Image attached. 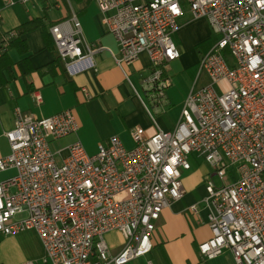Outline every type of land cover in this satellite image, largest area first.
<instances>
[{
	"label": "built area",
	"instance_id": "built-area-1",
	"mask_svg": "<svg viewBox=\"0 0 264 264\" xmlns=\"http://www.w3.org/2000/svg\"><path fill=\"white\" fill-rule=\"evenodd\" d=\"M94 3L119 53L88 43L72 14L49 27L67 71L108 51L128 80L125 68L145 54L147 103L163 109L170 85L165 69L180 57L172 35L187 11L219 37L200 59L208 82L188 94L171 131L146 137L134 127L132 148L111 137L93 155L78 141L54 148L78 131L70 111L37 119L15 109L14 127L4 134L10 153L0 158V174L13 171L0 181V235L35 232L45 264H128L150 254L156 223L184 197L182 173L196 155L220 182L206 180L202 202L211 237L198 246L200 256L211 260L229 251L235 264H264V0ZM15 36L9 32L3 39ZM221 83L228 86L225 92L218 89ZM141 103L155 125L148 104ZM111 232L123 239L116 255L105 241Z\"/></svg>",
	"mask_w": 264,
	"mask_h": 264
},
{
	"label": "crops",
	"instance_id": "crops-1",
	"mask_svg": "<svg viewBox=\"0 0 264 264\" xmlns=\"http://www.w3.org/2000/svg\"><path fill=\"white\" fill-rule=\"evenodd\" d=\"M70 14L78 18L88 43L118 55L117 41L102 26L94 0H0V41L9 32L17 35L20 26L36 19L43 20L49 33L51 24ZM178 25L172 40L180 57L165 69L170 85L165 92L167 102L163 109L147 103L144 80L150 73V64L145 54L125 68L128 80L108 51L96 54L91 65H79L67 71L58 61L54 46L52 51L45 48L40 29L21 35L28 53L21 55L15 47L10 48L7 55L12 64L11 72L0 74V158L10 153L4 134L14 127L15 109L37 119L70 111L78 131L55 144V149L78 141L87 153H95L97 146L111 137H117L126 149H130L133 143L129 132L134 127L141 128L146 137L158 130L171 131L180 118L188 94L207 84L206 75L199 70L200 59L219 38L204 19L194 20L187 11ZM54 61H58L59 66L50 73L48 66ZM35 96L40 97L39 104ZM141 101L147 103V108L156 116L155 125ZM194 156L197 164L204 162ZM191 170L190 167L186 171L184 179L181 177L184 197L165 209L156 223L150 254L128 264H235L229 251L211 260L203 259L198 252V246L211 237L208 209L202 201L206 197V180L214 176L209 170L199 178ZM12 175L13 171L2 173L0 181ZM191 206L197 207L196 213L189 211ZM105 241L112 255L119 253L123 246V239L117 232L107 234ZM42 257L43 248L35 232L0 235V264H45Z\"/></svg>",
	"mask_w": 264,
	"mask_h": 264
},
{
	"label": "trees",
	"instance_id": "trees-1",
	"mask_svg": "<svg viewBox=\"0 0 264 264\" xmlns=\"http://www.w3.org/2000/svg\"><path fill=\"white\" fill-rule=\"evenodd\" d=\"M41 19H36L26 23L18 29L17 35L9 40L0 41V74L1 72L10 73L12 64L7 55V52L10 48L15 47L18 50V53L21 55H25L28 53L27 45L24 41H21V35L33 29H40L43 37H44V45L45 48L49 51L53 49V40L51 35L48 33L46 25L42 22ZM55 24V23H54ZM53 24H51L52 26ZM58 61H54L50 66H48V71L50 73H54L56 69H58Z\"/></svg>",
	"mask_w": 264,
	"mask_h": 264
},
{
	"label": "rangeland",
	"instance_id": "rangeland-1",
	"mask_svg": "<svg viewBox=\"0 0 264 264\" xmlns=\"http://www.w3.org/2000/svg\"><path fill=\"white\" fill-rule=\"evenodd\" d=\"M68 6V5H67ZM71 15L72 14H70L69 16H68V18H70L71 17ZM199 68H200V64H199ZM203 73V72H202ZM205 74V73H204ZM218 89L220 90V91H222V92H225L227 89H228V86L225 84V83H221V84H219L218 85ZM146 101V100H145ZM154 117V119H156L155 117L156 116H153ZM89 155H93V154H95V153H88ZM195 158V156L193 155V156H191L190 158H189V160H190V163H191V173H196L195 175H197L199 178H202V176L207 172V171H209L210 170V172H211V168L208 166V165H206L203 161H200V163L199 164H197V162L195 161V160H193ZM195 162V163H194ZM233 170L234 169H232V172H233ZM213 171V170H212ZM235 171V170H234ZM184 173V174H183ZM182 173V179H184V175H185V173H187V172H183ZM213 181H214V183H215V185H220V182L218 181V179L214 176L213 177Z\"/></svg>",
	"mask_w": 264,
	"mask_h": 264
}]
</instances>
